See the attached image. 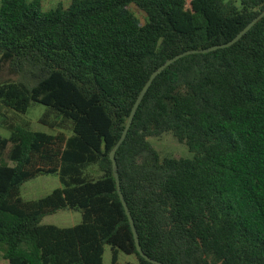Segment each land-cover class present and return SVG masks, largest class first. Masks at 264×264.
Masks as SVG:
<instances>
[{
  "label": "trees",
  "instance_id": "trees-1",
  "mask_svg": "<svg viewBox=\"0 0 264 264\" xmlns=\"http://www.w3.org/2000/svg\"><path fill=\"white\" fill-rule=\"evenodd\" d=\"M263 12L264 0H72L53 10L3 0L0 104L21 115L43 105L42 124L58 132L14 124L0 135V258L104 264L109 247L111 264L122 254L153 264L138 252L111 153L154 72L230 43ZM165 135L192 157L162 158L151 139ZM116 161L150 259L264 264V19L232 47L166 69ZM41 176L62 187L24 200L22 187ZM63 211L81 223L43 224Z\"/></svg>",
  "mask_w": 264,
  "mask_h": 264
},
{
  "label": "rangeland",
  "instance_id": "rangeland-1",
  "mask_svg": "<svg viewBox=\"0 0 264 264\" xmlns=\"http://www.w3.org/2000/svg\"><path fill=\"white\" fill-rule=\"evenodd\" d=\"M3 0H0V6ZM44 6L47 10L57 9L60 5L69 6L72 0H43ZM138 17L142 20L145 15L135 10ZM7 76H3L4 80ZM48 112V108L36 104L30 111L21 115L14 111H11L0 104V119L4 120L3 127L0 128V135L3 137L10 136V127L14 124H19L35 132H44L48 134H55L58 132L57 129L46 127L42 124V118L44 114ZM54 115L47 118L48 123H54ZM69 127V125H68ZM69 133V131L67 130ZM153 145L160 151L162 158L175 157V158H189L192 157L188 148L180 144L173 136L165 135L161 138L151 139ZM62 187V183L59 177L56 176H41L33 181L26 183L21 189V196L26 201H34L44 198L51 194L56 189ZM82 216L80 213L71 211H63L53 216H48L43 220L44 225H54L57 227H73L81 223ZM112 252L111 248L107 247L106 254L104 257V264H111ZM137 263V259L134 256H127L122 254L120 257V263ZM0 264H8L2 258H0Z\"/></svg>",
  "mask_w": 264,
  "mask_h": 264
},
{
  "label": "water",
  "instance_id": "water-1",
  "mask_svg": "<svg viewBox=\"0 0 264 264\" xmlns=\"http://www.w3.org/2000/svg\"><path fill=\"white\" fill-rule=\"evenodd\" d=\"M262 19H264V12L258 17L256 18L251 24H249L233 41H231L230 43H227L225 45H221V46H216V47H212L206 50H200V51H188L185 52L181 55H178L177 57L173 58L172 60L168 61L165 65H163L162 67H160L156 72H154L150 78V80L148 81V83L146 84V86L144 87L143 91L141 92L132 112L131 115L128 119L126 128L123 132L122 138L120 139V141L118 142L117 146L114 148V150L111 153V160L113 162V169H114V173H115V177L118 183V191H119V195L121 197V200L124 204V207L126 208L132 229H133V233L135 236V240H136V244H137V248H138V252L141 256H143L145 258V260L153 263V264H163L157 261H154L152 259H150L143 251L141 244H140V240H139V235L135 226V222L134 219L132 217V214L130 212V209L128 208V205L126 203V200L124 198V195L122 193V189H121V181H120V176H119V172H118V165H117V161H116V155L118 150L120 149V147L123 145V143L126 141L129 131L132 127L133 121L135 119V116L144 100V98L146 97L147 93L149 92L150 88L152 87L154 81L169 67H171L174 63H176L177 61L190 56V55H195V54H209L212 52H215L217 50L220 49H226L229 47H232L233 45H235L236 43H238L248 32H250L254 26H256V24L261 21Z\"/></svg>",
  "mask_w": 264,
  "mask_h": 264
}]
</instances>
